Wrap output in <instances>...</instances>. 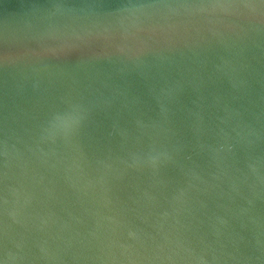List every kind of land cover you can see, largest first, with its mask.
Returning a JSON list of instances; mask_svg holds the SVG:
<instances>
[{"label":"water","instance_id":"1","mask_svg":"<svg viewBox=\"0 0 264 264\" xmlns=\"http://www.w3.org/2000/svg\"><path fill=\"white\" fill-rule=\"evenodd\" d=\"M0 264H264V0H0Z\"/></svg>","mask_w":264,"mask_h":264}]
</instances>
